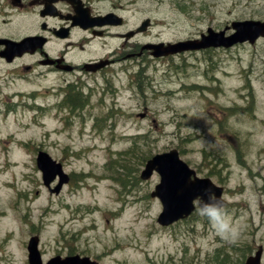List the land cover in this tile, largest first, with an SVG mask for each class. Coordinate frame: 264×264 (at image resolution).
Segmentation results:
<instances>
[{
	"label": "rangeland",
	"instance_id": "rangeland-1",
	"mask_svg": "<svg viewBox=\"0 0 264 264\" xmlns=\"http://www.w3.org/2000/svg\"><path fill=\"white\" fill-rule=\"evenodd\" d=\"M148 10L153 33L166 42L195 38L208 28L224 30L235 21L264 20V0H148ZM146 75L144 104L133 89L138 83H132L134 94L115 72L112 82L121 92L97 96L91 109L98 118L85 130L79 112L50 107L57 104L56 78L4 85L0 264H28L27 246L35 235L44 263L80 254L102 264H243L264 248V39L152 62ZM19 91L36 95L12 98ZM144 107L148 116L141 119ZM96 120L98 128L91 130ZM138 134L143 137L135 143ZM172 149L200 177L229 190L225 213L238 227L235 242L216 235L200 211L167 229L158 224L162 205L151 192L160 178L143 181L141 164ZM40 150L72 175L60 195L44 185L36 162ZM111 152L118 163L119 154L128 152L130 169L122 176L107 171Z\"/></svg>",
	"mask_w": 264,
	"mask_h": 264
},
{
	"label": "flooded vegetation",
	"instance_id": "flooded-vegetation-1",
	"mask_svg": "<svg viewBox=\"0 0 264 264\" xmlns=\"http://www.w3.org/2000/svg\"><path fill=\"white\" fill-rule=\"evenodd\" d=\"M148 14V0H0V79L56 76L62 107L87 109L114 70L131 81L134 68L182 56L153 55L149 46L166 41L153 33Z\"/></svg>",
	"mask_w": 264,
	"mask_h": 264
},
{
	"label": "water",
	"instance_id": "water-1",
	"mask_svg": "<svg viewBox=\"0 0 264 264\" xmlns=\"http://www.w3.org/2000/svg\"><path fill=\"white\" fill-rule=\"evenodd\" d=\"M237 33L225 37V31L221 33L209 32V35L203 36L202 41H186L177 44H169L163 50V55L182 53L190 50H199L209 47H231L237 43H244L247 40L254 43L260 36H264V23L262 22H241L234 24ZM164 44L158 46L159 49ZM160 54V55H161ZM38 165L44 172V178L49 184L54 175L59 172L56 163L46 153H40ZM154 170L161 175V183L156 186L152 193L153 197H159L164 205L163 213L159 217V223L170 225L175 221L188 217L195 210V200L200 199V205L219 201L222 206L225 205L221 197L223 188L215 185L209 178L197 177L194 170L180 159L178 151L158 155L150 160L142 177L148 179ZM60 188L57 189L59 191ZM213 194L216 198L213 199ZM211 196V199H210ZM38 239H33L30 243L31 262L32 264H42L40 253L37 249ZM262 248L256 256L247 260L246 264H260ZM49 264H96L89 258L81 259L79 256L69 257L62 260L60 257L52 259Z\"/></svg>",
	"mask_w": 264,
	"mask_h": 264
},
{
	"label": "clouds",
	"instance_id": "clouds-1",
	"mask_svg": "<svg viewBox=\"0 0 264 264\" xmlns=\"http://www.w3.org/2000/svg\"><path fill=\"white\" fill-rule=\"evenodd\" d=\"M200 214L209 220L215 234L220 236L222 239L228 242H235L238 238V227L231 222L219 201L202 204Z\"/></svg>",
	"mask_w": 264,
	"mask_h": 264
}]
</instances>
